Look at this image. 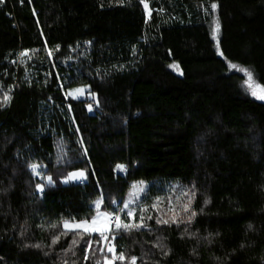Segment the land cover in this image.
<instances>
[{"label":"trees","instance_id":"1","mask_svg":"<svg viewBox=\"0 0 264 264\" xmlns=\"http://www.w3.org/2000/svg\"><path fill=\"white\" fill-rule=\"evenodd\" d=\"M146 2L150 18L139 0L0 5V97L12 86L0 107V264H103L98 250L84 259L87 236L76 237L75 255L64 251L72 233L55 245L52 237L62 218L90 219L101 194V210L113 211L109 201L139 181L151 231L118 235L117 252L137 264H264V102L228 68H249L264 85V0ZM76 88L87 96L67 95ZM32 163L53 183L35 177ZM77 170L87 179L63 182ZM193 188L189 223L179 205ZM157 196L162 212L171 197L183 222L156 225Z\"/></svg>","mask_w":264,"mask_h":264},{"label":"snow or ice","instance_id":"2","mask_svg":"<svg viewBox=\"0 0 264 264\" xmlns=\"http://www.w3.org/2000/svg\"><path fill=\"white\" fill-rule=\"evenodd\" d=\"M118 2L123 3V0H118ZM139 2L144 6L145 13L150 17L151 12L149 11V5L146 3V0H139ZM5 0H0V5L4 4ZM21 3H23V0H21ZM29 3H31V0H29ZM211 11L213 13L212 23L214 25L212 29V36L215 40L217 38V33L220 31V23L218 18L214 15L218 4L217 3H211L210 5ZM205 12L207 14L208 10L205 9ZM47 55L49 58L52 57L53 52L52 50H48ZM56 50H59V46H56ZM29 50L22 51L19 55L21 57L28 56ZM217 51L218 54L223 56V52L219 51V45L217 42ZM31 59V57H28ZM170 67L176 69L179 71V65L173 64L170 65ZM229 69H236L239 72L244 74L245 79L243 80V86L247 90V92L255 99H258L260 101H264V85H260L257 83L254 79L253 72L249 68H245L243 66H239L235 63H228ZM182 74V73H181ZM63 87V85H61ZM12 90V86H9L8 91H4L2 97H0V107H3L7 105L12 97L9 94ZM2 91V89H0ZM84 89L83 88H76L69 90L67 95H72L73 98H76L73 94L74 93H80L83 94ZM93 97L95 96L94 93L91 94ZM92 110L91 105H89V111ZM82 143V141H81ZM87 154V150L85 149V155ZM28 167L30 168L32 174L34 176H40L41 180H46L48 184L53 183V178L51 176H44L41 174L38 169L40 168V165L32 163L29 164ZM117 168L120 171H125L124 165H117ZM87 179L86 172L84 170H77L68 172L63 182L69 183L74 181H83ZM44 184L43 183H36L35 188L39 192L44 191ZM171 191V189H170ZM144 193L146 195V188L143 181H139L137 183H134L131 185L130 191L128 193V199H124L122 201H116V200H110L109 203L111 205H117V208L114 211H107V210H101L103 205V195L101 194L96 200L92 201L90 204V210L94 212V215H91L90 219H80L75 220L74 218L69 219H61V230L58 232V234L54 235L51 240V245H55L58 243L61 236H67L69 233L73 234V239L71 241V245L65 249V252L72 251L73 255H75V251L72 248V245H78L79 241L76 239L77 236H79L81 239H83L84 236H87L88 239L85 241V248H84V259L88 260L90 259L89 252L91 251L93 255L95 254V251H99L102 255L103 264H116L117 261L121 262V264H124L125 261L128 262V264H137V257L136 256H126L125 252L123 250H120L117 252L116 245L113 243L118 235L121 234H128L133 231L140 232L142 230H149L148 224L146 223L147 220H152L153 216L151 214L145 216V213L148 212V208L144 206L143 204L138 203L141 194ZM181 195L186 197V203H182L179 205V208L181 211L185 213H189L188 216V222H191V218L196 216L197 213L195 211H191V202L192 199L195 197L196 192L193 188L191 190V195L188 194V190H182ZM162 200L161 197L157 196L155 198V202L151 204V209L155 210L157 212V215L155 217V223L156 225H170V224H177L183 222L181 220L177 219L178 212H177V206L173 204L172 198H168V208L162 212L161 209L158 207L159 202ZM177 200H179V197H177ZM122 203V207L119 205ZM207 203V201H205ZM133 205H136L135 207ZM172 213L171 219L164 218V215L167 213ZM138 213V218L137 217ZM121 214H123V219ZM52 228H57V224L52 223L50 225ZM251 227V225H249ZM93 234H97L98 239H93ZM121 238H123L121 236ZM159 239V238H157ZM50 245V246H51ZM94 245L97 247L94 249ZM159 246V245H154ZM33 247L40 248L41 245L36 244L33 245ZM111 254V257L109 258V255ZM45 255H48V253H45ZM167 255V253H165ZM63 264H68L67 260L63 261ZM75 264V262H74ZM95 264H101V260L97 259L95 260Z\"/></svg>","mask_w":264,"mask_h":264},{"label":"rangeland","instance_id":"3","mask_svg":"<svg viewBox=\"0 0 264 264\" xmlns=\"http://www.w3.org/2000/svg\"><path fill=\"white\" fill-rule=\"evenodd\" d=\"M147 3V2H146ZM149 11L151 12V10H150V8H149ZM148 16V15H147ZM149 17V16H148ZM150 18V17H149ZM213 27H214V25H213V23L211 22V25H210V30H211V34H212V29H213ZM219 35H220V31L217 33V38L214 40V42H215V44L217 45V42H218V40H219ZM213 37V36H212ZM231 70H233V71H237V72H239L238 70H236V69H231ZM239 73H241V72H239ZM243 76H244V74L243 73H241ZM244 79H245V77H244ZM255 79V78H254ZM256 81V80H255ZM243 91H244V93H246L247 95H249L250 97H252L248 92H247V90L245 89V87L243 86ZM76 98H74V99H80V98H85L86 96H87V94H86V89H84V92H83V94H80V93H74L73 94ZM70 97H72L73 98V96L72 95H70ZM253 98V97H252ZM255 99V98H254ZM256 100H258V99H256ZM260 101V100H259ZM262 102H264V101H262ZM45 166H40V168L38 169V171L41 173V174H43L44 175V172H45ZM66 175V174H65ZM65 175H61V179H63L64 180V177H65ZM35 177H39L40 178V176H35ZM45 181V183L46 184H48V182L46 181V180H44ZM74 182H78V181H74ZM142 195V194H141ZM186 197H184V198H181V199H185ZM126 199H128V194H127V197H126ZM120 207H122V204H120L119 205ZM134 207L136 206V205H133ZM117 208V205H115V207H114V210ZM113 210V211H114ZM178 213H181V212H178ZM183 213V215L185 216V212H182ZM121 216H123V214H121ZM186 218V220H188V217H185ZM94 235V234H93ZM109 255V258L111 257V254H108ZM121 262H119V261H117L116 262V264H120Z\"/></svg>","mask_w":264,"mask_h":264}]
</instances>
